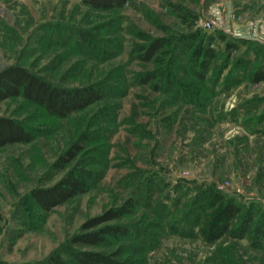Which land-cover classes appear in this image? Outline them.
<instances>
[{
  "label": "rangeland",
  "instance_id": "obj_1",
  "mask_svg": "<svg viewBox=\"0 0 264 264\" xmlns=\"http://www.w3.org/2000/svg\"><path fill=\"white\" fill-rule=\"evenodd\" d=\"M155 39L162 47L143 60ZM14 63L60 86L98 83L103 96L65 118L21 97L0 102V115L35 132L0 147V264H46L54 252L77 264L68 248L130 264H264V80H251L264 71V0L110 10L0 0V69ZM75 142V158L55 167ZM68 172L87 190L41 210L31 192ZM228 202L240 208L232 229L206 242L198 227ZM125 203L129 212L106 222L125 234L70 243L85 220Z\"/></svg>",
  "mask_w": 264,
  "mask_h": 264
},
{
  "label": "trees",
  "instance_id": "obj_2",
  "mask_svg": "<svg viewBox=\"0 0 264 264\" xmlns=\"http://www.w3.org/2000/svg\"><path fill=\"white\" fill-rule=\"evenodd\" d=\"M83 4L100 10H110L124 6L127 0H80ZM160 39H155L143 47V60H150L162 47ZM251 80L253 83L264 80V71H254ZM103 96L102 87L92 83L80 87H65L54 84L36 72L20 64H10L0 69V102L9 98L21 97L48 115L65 118L69 114L80 111L88 105L100 100ZM35 138V132L22 120L13 116L0 115V147L13 143H27ZM82 149L79 142L73 143L55 162V167L61 168L75 158ZM87 184L80 176L68 172L57 182L50 186L38 187L31 192V198L43 211H49L67 199L87 190ZM131 206L128 203L117 208H109L101 214L85 220L80 231L70 238L71 244L98 245L104 242L107 234H125L123 226L106 224L128 213ZM240 211L236 203L228 202L222 206L203 225L198 227V232L206 242H214L224 233L232 229V219ZM197 215L196 219H199ZM252 218L242 223L240 235H244ZM256 225V224H253ZM196 226L192 224L191 227ZM237 227H235L236 229ZM259 234H264V229L256 225ZM238 235V236H240ZM68 256L77 264H130L127 259L119 257L118 253H104L68 248ZM46 264H68L60 253H51Z\"/></svg>",
  "mask_w": 264,
  "mask_h": 264
}]
</instances>
